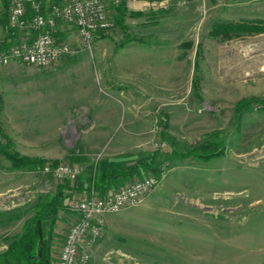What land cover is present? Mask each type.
<instances>
[{"label": "rangeland", "instance_id": "rangeland-1", "mask_svg": "<svg viewBox=\"0 0 264 264\" xmlns=\"http://www.w3.org/2000/svg\"><path fill=\"white\" fill-rule=\"evenodd\" d=\"M102 1L114 27L91 46L60 24L73 52L55 66H0V255L66 185L43 243L56 262L96 165L149 158L114 189L157 172L159 185L106 216L90 264H264V0ZM224 25L239 33L215 36ZM33 34L9 27L0 0V46ZM207 142L224 155L201 159ZM62 163L79 168L76 182L43 171Z\"/></svg>", "mask_w": 264, "mask_h": 264}, {"label": "built area", "instance_id": "built-area-1", "mask_svg": "<svg viewBox=\"0 0 264 264\" xmlns=\"http://www.w3.org/2000/svg\"><path fill=\"white\" fill-rule=\"evenodd\" d=\"M8 24L12 30H31L29 38L0 46V66L12 62L26 64L41 70L55 66L64 56L73 52L70 45L60 42L54 31L60 24L77 30L86 46H91L96 37L114 27L102 0H46L44 4L31 1L28 14V0H6ZM60 181L76 182L80 176L77 166L71 164L46 165ZM163 173L149 174L129 180L124 186L99 195L94 190L85 198L70 203V209L77 220L65 237L59 257L53 264H90L87 244L95 243L103 235L106 216L118 213L143 201L160 183Z\"/></svg>", "mask_w": 264, "mask_h": 264}, {"label": "trees", "instance_id": "trees-1", "mask_svg": "<svg viewBox=\"0 0 264 264\" xmlns=\"http://www.w3.org/2000/svg\"><path fill=\"white\" fill-rule=\"evenodd\" d=\"M253 25L248 23L241 24L240 28L251 30ZM236 26L224 25L215 28L214 35L223 36L229 39L232 33L237 32ZM4 46H8L9 42L4 41ZM244 100L240 102V106H244ZM201 159L208 161L214 157L224 155L223 143H205L197 150ZM39 160V159H38ZM37 159H25L26 164L30 168H35L43 164V161ZM154 160H140L135 164L126 167L118 159L108 161L104 166L97 164L92 175L91 186L89 192L94 190L99 195H104L113 190L116 185L127 178L138 176L141 173L142 168L150 165H154ZM39 163V165H38ZM43 166V165H41ZM70 190L66 185L60 186L55 193L39 204L36 209L37 212L27 219L23 230L20 234L16 235L11 245L1 253L0 264H53V260L49 253L50 247L45 250L44 243V229L45 223L49 224L51 228L48 233V239H50L53 233L54 226L59 219V214L66 206V191ZM50 237V238H49Z\"/></svg>", "mask_w": 264, "mask_h": 264}, {"label": "crops", "instance_id": "crops-1", "mask_svg": "<svg viewBox=\"0 0 264 264\" xmlns=\"http://www.w3.org/2000/svg\"><path fill=\"white\" fill-rule=\"evenodd\" d=\"M31 1H38V2H40L41 4H44L45 3V1L46 0H28V4H27V7H28V14L30 13V10H31ZM5 37V36H4ZM3 37V38H4ZM6 39H7V36L5 37ZM91 181H92V176H91V178H90V181H89V186L88 185H86L85 187H86V189L88 188V190H89V187L91 186ZM85 194H87V195H89V191L87 192H85ZM73 216V218H71V221H69V222H71V223H74L76 220H77V215H75V214H72L71 215V217ZM60 218L62 219V217L60 216ZM67 222H68V220H67ZM49 225V224H48ZM55 228H57V226L55 227ZM55 231V230H54ZM47 237H48V233L47 234H45V239H47Z\"/></svg>", "mask_w": 264, "mask_h": 264}]
</instances>
